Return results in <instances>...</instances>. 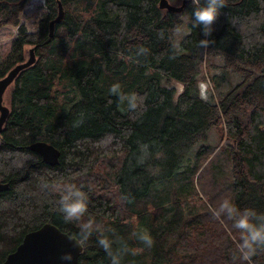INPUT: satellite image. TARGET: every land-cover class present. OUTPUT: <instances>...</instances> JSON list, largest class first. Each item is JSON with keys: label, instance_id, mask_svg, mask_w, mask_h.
<instances>
[{"label": "trees", "instance_id": "obj_1", "mask_svg": "<svg viewBox=\"0 0 264 264\" xmlns=\"http://www.w3.org/2000/svg\"><path fill=\"white\" fill-rule=\"evenodd\" d=\"M58 1L63 18L48 39ZM58 1L43 0L30 32L20 21L29 0H0V27L16 29L0 78L23 61L26 44L37 56L9 86L1 130L0 262L45 222L77 236L91 218L98 228L77 264H111L102 235L116 241L113 252L126 246L121 264H247L232 259L239 232L209 205L228 198L264 213V0H226L208 37L182 19L191 0L181 12L159 0ZM114 83L143 98L137 112L109 92ZM37 140L59 149L57 164L27 148ZM68 183L88 194L82 221L65 222L57 210ZM142 229L151 248L134 235ZM252 264H264V252Z\"/></svg>", "mask_w": 264, "mask_h": 264}, {"label": "clouds", "instance_id": "obj_2", "mask_svg": "<svg viewBox=\"0 0 264 264\" xmlns=\"http://www.w3.org/2000/svg\"><path fill=\"white\" fill-rule=\"evenodd\" d=\"M226 0H191L193 11L189 17L182 18L185 24H190L192 27H200L205 37L211 35L213 25L220 14V10L225 7ZM176 36L182 39L187 32L177 29ZM163 38V33H160ZM210 41L205 38L201 39L200 46L207 47ZM174 49L179 54V40L174 44ZM141 53H146V49L141 47ZM109 92L116 96L120 103L127 104L130 112L135 113L142 105L143 98L136 93H125L122 91L119 83H114L110 86ZM82 123V119L78 120L76 124ZM111 137H107L97 143L98 147H106L110 143ZM142 162V161H141ZM17 166H20L19 164ZM42 187H49L43 184ZM58 211L62 214L65 222L82 221V218L88 211V194L83 190L82 186H77L74 183H68L62 186L59 191V199L57 201ZM209 211L214 219L223 221L227 219L231 221V227L239 232V241L236 243V254L232 259L235 262L240 260L252 264V258L258 252H264V213L257 212L252 208H239L232 200L225 198L218 206L213 207L209 205ZM80 231L77 236H69V240L73 241V247L82 248L84 243L91 237L93 231L97 230L98 226L89 218L86 222L80 224ZM146 247L151 248L154 240L151 234L142 229L139 233H135ZM114 240H110L107 236H101L98 240L99 245L105 250L111 260V264H121L122 253L127 251L126 246L122 249L113 252ZM62 261H72L73 253L66 252L60 257Z\"/></svg>", "mask_w": 264, "mask_h": 264}, {"label": "water", "instance_id": "obj_3", "mask_svg": "<svg viewBox=\"0 0 264 264\" xmlns=\"http://www.w3.org/2000/svg\"><path fill=\"white\" fill-rule=\"evenodd\" d=\"M187 0H183L180 5H174L169 0H159V8L167 9L172 12H181ZM63 8L61 2L57 3V14L49 23L48 39L52 36L54 24L60 22L63 18ZM47 39V40H48ZM36 46L29 48L28 57L25 60L15 64L8 72L0 78V138L1 130L7 120L9 107L4 105L3 95L7 88L12 84L17 75L28 66H31L36 59ZM28 149L39 155L43 162L49 165L58 163L60 151L51 143L43 140L33 141L27 146ZM8 188V182H1L0 191ZM70 235L58 229L50 222H45L36 229L29 230L23 236L17 247L6 255L0 264H77L83 247H73V241L69 240ZM66 252L73 253L72 261H62L61 255Z\"/></svg>", "mask_w": 264, "mask_h": 264}, {"label": "rangeland", "instance_id": "obj_4", "mask_svg": "<svg viewBox=\"0 0 264 264\" xmlns=\"http://www.w3.org/2000/svg\"><path fill=\"white\" fill-rule=\"evenodd\" d=\"M43 0H29V2H27L26 5H24V9L20 14V21L23 22L25 24V26L27 27L26 29H28L30 32L35 31L36 29V24L38 21V17L39 14L42 12L43 10ZM178 4V2H177ZM15 27L12 26H2L0 27V59L3 58L5 56V54L8 53L9 48H10V41L13 39L15 33H16V29H14ZM32 45L26 44L23 48V60L26 59V57H28V52H29V48ZM37 59V56H36ZM208 78V76H207ZM208 82L210 84V80L208 79ZM174 85H176L175 83H172ZM9 90L10 87L7 88L6 92H4V97H3V102L5 103L4 105L9 106ZM215 154V152L213 154H211L208 159L204 162V165H202V169L203 167H205V165L209 164V161L212 160L213 155ZM42 160V159H41ZM207 167V166H206ZM202 176H200L199 178V183L203 185L205 184H209L210 180L206 175V173H201ZM207 182V183H206ZM199 183H196L197 185ZM219 191V190H218ZM220 192V191H219ZM203 195L202 193L199 194V196ZM202 197V196H201ZM198 204V202H197Z\"/></svg>", "mask_w": 264, "mask_h": 264}, {"label": "bare ground", "instance_id": "obj_5", "mask_svg": "<svg viewBox=\"0 0 264 264\" xmlns=\"http://www.w3.org/2000/svg\"><path fill=\"white\" fill-rule=\"evenodd\" d=\"M57 1H58V0H57ZM181 11H182V10H181ZM83 14H84V13H83ZM54 25H55V24H54ZM54 29H55V28H54ZM53 32H54V30H53ZM48 34H49V33H48ZM81 34H82V33H81ZM63 35L66 36V34H64V33H63ZM52 36H53V34H52ZM52 36H51V37H52ZM51 37H50V38H51ZM83 37H84V36H83ZM82 40H83V39H82ZM30 48H31V47H30ZM76 55H77V54H76ZM35 56H36V55H35ZM73 56H75V55H73ZM35 61H36V59H35ZM72 61H73V60H72ZM34 63H35V62H34ZM34 63H33V64H34ZM76 63H77V62H76ZM27 68H28V67H27ZM23 70H24V69H23ZM223 78H224V77H223ZM59 83H60V82H59ZM62 86H63V85H62ZM71 86H72V85H71ZM56 87H57V86H56ZM60 87H61V85H60ZM63 88H64V87H63ZM64 93H65V92H64ZM65 95H66V94H65ZM3 97H4V95H3ZM59 97H60V96H59ZM61 97H62V96H61ZM67 97H68V95H67ZM62 98H63V97H62ZM64 98H65V97H64ZM56 103H57V102H56ZM62 105H63V104H62ZM65 107H66V106H65ZM7 120H8V119H7ZM6 124H7V122H6ZM123 152H124V151H123ZM123 152H122V153H123ZM34 153H35V152H34ZM110 154H112V153H110ZM111 156H112V155H111ZM111 156H110V157H111ZM117 158H119V157H117ZM116 161L118 162L119 160H116ZM58 162H59V158H58ZM44 164H45V163H44ZM115 164H116V162H115ZM0 177H1V176H0ZM18 188H19V186H18ZM18 190H19V189H18ZM20 190H21V186H20ZM6 191H7V190H6ZM4 198H5V197H4ZM4 200H5V199H4ZM2 201H3V200H2ZM2 201H1V202H2ZM2 203H3V202H2ZM2 203H1V204H2ZM6 206H7V205H6ZM1 207H2V206H1ZM1 207H0V208H1ZM7 208H8V207H7ZM3 218H4V217H3ZM4 223H5V222H4ZM42 223H43V222H42ZM217 223H219V222H217ZM221 224H222V223H221ZM221 224H220V225H221ZM222 225H223V224H222ZM5 226H7V225H5ZM2 228H3V227H2ZM5 229H6V228H5ZM2 230H3V229H1L0 231H2ZM17 230H19V229H17ZM59 230H60V229H59ZM61 231H62V230H61ZM9 236H10V235H9ZM22 237H23V236H22ZM13 238H14V237H13ZM3 242H4V241H3ZM3 242H2V243H3ZM5 242H6V241H5ZM19 244H20V243H19ZM19 244H18V245H19ZM16 245H17V243H16ZM12 246H13V245H12ZM14 246H15V245H14ZM5 247H6V246H5ZM16 247H17V246H16ZM6 248H8V247H6ZM5 254H6V253H5Z\"/></svg>", "mask_w": 264, "mask_h": 264}]
</instances>
